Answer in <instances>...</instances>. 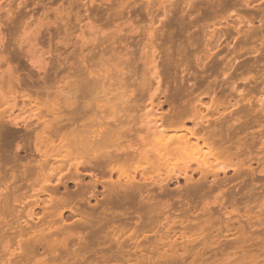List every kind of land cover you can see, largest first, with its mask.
<instances>
[{
	"label": "rangeland",
	"instance_id": "rangeland-1",
	"mask_svg": "<svg viewBox=\"0 0 264 264\" xmlns=\"http://www.w3.org/2000/svg\"><path fill=\"white\" fill-rule=\"evenodd\" d=\"M166 7L167 9H165ZM151 32H153V34H150ZM84 40L90 41H87L90 44L83 46ZM79 42L82 46L79 45ZM5 47L8 48L6 49ZM110 48L113 49L111 50ZM93 49L96 53H94L95 51ZM90 50L91 54L89 53ZM100 50H103V54L104 52L107 54L106 57H104L105 54H99L101 53ZM155 51L156 54L154 53ZM92 54H96L95 56L93 55V57L97 59L92 58ZM109 54L110 57L113 58H110V60H117V58L119 60L121 58L119 62L117 60L118 66L116 62L113 67L111 64L109 65V63L106 66L109 70L112 69V72H110L113 75L119 74L120 70H125L122 72H127V70L129 71L130 69L132 72L135 69L136 71L142 70L140 71L141 73L135 71L140 75L146 72H148L146 73L147 75H150L154 73V71L157 73L160 69L159 74L162 72L161 75L164 76L163 74L168 70L165 73L164 82L166 79V81L170 82L168 87L173 86L168 89L170 91H174L175 89L188 90L189 93L186 92L190 100L187 97L189 101L182 97V102H184V99L186 100L185 102H188L186 104H189V102L195 104L201 101L202 105H198L199 108H192L195 112L198 110L201 116L208 115L211 118L213 114L217 112L222 113L225 110L230 111V109H232L230 105L233 103L236 104L238 100H243V106L247 105L244 99H241V97L239 98V91H246L249 93L248 90H250V92L253 90L254 92L252 93L255 98L253 97L254 99L252 98L251 100V103H253L252 107L256 110L260 109L261 105L264 104V0H0V78L2 77L0 86L5 85V90L9 86L6 80L9 81V74L13 71L10 68L11 65L15 67L13 72L20 76V78L27 79L28 76H31L33 77V81L35 78L36 82H33V90H36L42 86L43 83L40 84L39 82H43L42 78L45 77L47 73L48 76L50 74L55 76L58 73V75L60 74L61 77H63L68 74L69 69L66 68L69 67L70 63V68L77 70L75 69L77 67L76 65L77 63L81 65L83 57L89 60L96 59V62L97 60L100 62L102 56L103 59L105 58L106 60L107 58L108 60ZM154 56H156L155 59ZM75 59L76 61L74 62ZM103 59L99 63L100 67L101 63L106 64L107 62ZM58 61L60 62L58 63ZM132 62L133 64L131 66ZM160 62H162V65ZM86 63L89 62L87 61ZM58 64H61V66H56ZM165 64L167 69L166 66H164ZM151 65L154 66L152 67ZM121 66L125 67L122 68ZM100 67L98 69L105 72L106 69L103 70V68L106 67ZM127 67L128 69L126 70ZM133 67L134 69H132ZM162 67H165L166 70ZM82 69H84V67ZM116 69H118V72ZM161 69L164 70L162 71ZM58 75L55 77L50 75L51 80H55L56 83H61V77ZM172 78L175 81H171ZM53 81V86L51 88L55 86L56 88L51 90L55 91L57 89L58 91L61 85L57 83L58 86L55 81ZM176 82L178 84H175ZM165 84L166 83H164L161 88L162 93L167 86ZM14 85L17 86V83ZM38 85L40 86L38 87ZM174 86L177 87L175 88ZM137 88L130 86L129 90ZM155 89L156 83L154 85L152 84L150 90L153 92ZM207 89L210 93H208L209 91ZM255 89L257 91H255ZM112 90H114V88ZM211 90L214 91L215 94L212 95L214 92ZM7 93L8 91L6 94ZM183 93L182 96L184 95ZM206 93L209 95H206ZM145 94L142 97L143 99H141L143 103L140 101V105H142V107L144 105V107L142 108L140 106L139 112L137 111L139 115L151 109L149 105V94ZM202 94L205 96L203 97ZM220 94L222 97L223 94L224 96L226 95L224 98L220 96L222 98L221 101H224L225 98H229L228 101L224 102L225 104L227 102L226 107H229L228 109L217 108L212 106V104L210 105V103L214 100L216 101L218 97L215 96L216 98L213 97L210 99V95L214 96ZM165 98L164 96H160V99H157L164 101ZM144 99L147 100V103ZM157 99L154 98L153 102L154 100V103L159 102ZM0 101L3 102L2 99H0ZM23 106L24 102L18 99L16 109L13 112L14 115L24 113L20 112V108ZM168 108V105L165 104L163 106V111L166 112ZM34 110L33 108L30 112L33 113ZM154 110L156 109L154 108ZM27 111L28 113L25 114L26 117L28 116L27 114L31 115L29 110ZM36 112L37 111L33 114ZM193 112L194 111H192V113ZM49 118L51 117L49 116ZM186 125H188V127L193 126L191 122H187ZM256 126H252L254 131L259 129V127L257 126L256 128ZM253 129L251 128V130ZM172 133L173 132L169 135ZM174 134H176V136L180 135V133H173L172 135ZM21 152L22 151H16L20 158L25 155V153ZM256 152L259 153L258 151ZM194 153L202 152L195 151ZM31 156L34 159L38 155H35L33 151L31 152ZM179 157L177 156L176 160H174V158L172 162H170L171 166L169 164L170 168L168 167V169L166 168L167 166L163 165V168L156 169L157 171L155 170V172L151 171L147 173L148 175H145V177L141 176L139 173L136 174L135 178L138 180H136V182L142 184V182L145 183V180H147V183L150 185V182L154 181L156 183L164 179L166 177L165 175H173L180 172L182 170L180 167L184 160L183 157L182 159ZM178 158L180 160H178ZM173 161H176V164H180H177L176 167L175 164V166L173 165ZM18 162L13 169H15V171L19 170V173L16 171L15 174L20 176V161ZM32 162L34 163L35 160ZM17 164H19L18 167L16 166ZM178 166L180 167L178 168ZM261 168L262 167H257V172L258 169L260 171ZM33 169L34 172L31 175H36L38 171L35 172V170H38V168ZM133 170L134 169H128L121 173L115 172L112 176L113 181H117V179L120 178L123 186L129 185V180L132 183L131 178L134 175ZM82 171L84 175L86 171ZM247 171V169L243 171L246 177L242 174H240L241 176L235 177L236 175L233 170L228 169L226 175L221 174L220 176L223 179H227L226 182L222 183L223 186L221 184L220 186H217L218 184L212 186V183L209 182L211 179H209V183L205 182V184L207 183L208 185H206L207 189L211 187L208 190L203 182L202 184L206 192L211 189L207 195L205 191V195L203 191H200V193L202 192L204 195H202L203 199L199 197L201 194H198V197L195 196V200L193 199L192 201L190 199L191 201H188L186 200V196L183 195L184 192L182 191L184 190L183 187L186 186L185 184L191 187L194 181H196L195 184L198 181L201 182V180H199L201 178L200 173L189 172V175L192 176L194 180H192V183H185V179L181 178L178 180L179 184L177 181L171 183L168 188L169 190L167 188V190H160L161 188L153 183L154 186H149V188H147L148 186L146 183L144 185L147 187H143V193H140V195L136 190H130L127 195L120 192L119 194H122H118V197L116 195L113 196V198L117 197V203L115 200H113V202L110 201L112 204L110 203L109 206V200L106 196L109 194L108 187L111 188V182L108 181V176H103L105 177L103 180V177H101V175L99 177L98 175L101 183L95 182L97 190L93 188L94 181L93 177L90 175H81L82 177L78 178L79 181L81 179L80 182H77L76 179L74 182H68L64 187L62 185L59 186L55 178L52 180L54 182L51 183L54 186H58V192L51 190L50 193V191L47 190L46 193L42 194L39 189V185L43 183L42 179H37V176L34 177L30 175L28 178L24 177L22 180L18 178V180L12 182L9 177L12 176L10 175L12 169H8L9 174H7V177L10 178L11 182L0 181V208L4 207L0 209V224H4L1 225L2 228H0V264H264V253L260 255L261 251L264 249V172L263 175H260L261 173L255 175V177L262 176L263 181L258 180L257 177L256 180L253 181L255 179L254 176ZM247 173L250 176H247ZM58 176L59 175H57V177ZM233 176L234 178H232ZM242 176L244 179L241 178ZM251 176L254 179L251 178ZM262 177L260 178L261 180ZM34 178L38 180L39 185H37V181L33 180ZM39 178L41 177L39 176ZM142 178H144V180H142ZM31 179L35 182L36 186ZM221 179L219 180L221 181ZM104 181H106V183ZM245 182L248 183V185ZM259 182L262 183L256 185L257 183L259 184ZM3 183H5V185ZM21 183H24L23 186H25V189L21 186ZM55 183L57 185H55ZM27 184L30 185L27 187ZM52 184L50 185L53 189ZM245 184L247 186H245ZM42 185L46 184L43 183ZM215 187L216 189H214ZM244 187L250 189L245 190ZM82 188L86 193H84L85 195L83 194L84 196L81 194V192L84 191ZM232 188L234 189L232 190ZM240 188H243L245 192ZM66 189L68 192L70 191V194H67ZM162 189H165V187ZM239 189L243 193H240V197L238 195ZM79 190L80 194L77 193ZM144 190L147 191L144 192ZM234 190L237 191V194H233ZM11 191L15 192V194ZM91 191H93V193ZM165 191L166 193L164 194ZM5 192L6 194H4ZM89 192L90 194L88 195ZM36 193L39 194L37 195ZM58 194H60V196ZM73 194L78 195L74 197ZM105 194L107 195L104 196ZM229 194L234 197H231ZM71 195L74 198H72ZM79 195H81L82 198ZM6 196H10L7 198H11V202L7 200ZM36 196L38 197L35 199ZM48 196H50V198ZM89 196L94 198L90 199ZM227 196L230 198L227 199ZM44 197V200H40ZM52 197H54V200ZM120 197H123V199ZM104 198L107 199L104 200ZM254 198H256V200ZM62 199H64L63 201L66 200L68 203L70 200L71 201L69 204H66L67 202L65 201L64 205L59 202V200L61 201ZM86 200L88 201L86 202ZM99 200L100 202H98ZM106 200H108V202L105 204L104 201ZM218 202H220V204ZM221 202L224 204L225 208ZM40 203L41 206L39 207ZM74 203H76L77 207H74L76 206ZM98 203L100 204L97 205ZM258 203H260L259 205H261V207L257 205ZM56 205L60 207L58 208ZM25 206L28 207V209ZM5 207L8 213H6L7 210ZM30 208L32 210L34 208V214ZM260 209L262 210L259 211ZM1 210L4 211L5 214L1 212ZM105 212L109 213L107 214ZM257 213H260L259 216L262 214L261 217H259ZM101 221L106 223H102ZM99 223L104 226H101ZM10 232L13 233L10 234ZM17 232H20V236ZM42 233H44L43 236ZM8 234L12 239L8 237ZM68 234L72 237L71 239ZM94 234L96 236H94ZM15 235L17 237L16 239L12 237ZM88 235L90 236L88 237ZM97 235L100 236L96 238ZM44 236H49L47 239L51 236L50 239H52V241H50V239L47 240ZM76 236H78L82 242L78 240ZM82 236L83 238L81 239ZM91 236L93 238H91ZM33 237H41L40 240L42 241L39 239L36 240V238L34 239ZM59 237L61 240L63 237L64 240L68 238L69 240H73V242L68 240L65 242L62 240L65 243H61L60 245L58 244L61 242ZM54 240H59L56 242L59 247H57L58 245L56 243H52ZM76 240L78 242H75ZM31 241H34L36 245ZM258 242H260V245ZM52 244L54 246L56 245L55 248L52 247ZM82 245L85 247L81 248L83 247ZM257 251H259L261 257L258 256ZM10 252L14 253L15 257L14 254ZM29 252L31 253V258L28 254ZM1 257L4 259L2 260ZM260 259L263 261L260 262Z\"/></svg>",
	"mask_w": 264,
	"mask_h": 264
},
{
	"label": "bare ground",
	"instance_id": "bare-ground-1",
	"mask_svg": "<svg viewBox=\"0 0 264 264\" xmlns=\"http://www.w3.org/2000/svg\"><path fill=\"white\" fill-rule=\"evenodd\" d=\"M165 9H167V7ZM169 13H170V11H169ZM150 34H153V32H151ZM87 41L88 40H84L82 45L86 46V45L90 44V43H88L90 41H88V42ZM153 42H154V40H153ZM76 44H77V42H76ZM79 45L82 46L81 43ZM106 47H108V46H106ZM80 49H81V47H80ZM82 50H83V48H82ZM102 51L100 50V52H101V53H99L100 55L105 54V52L103 54ZM17 52H18V50H17ZM89 53L91 54V50ZM94 53H96V51ZM154 53L156 54V51ZM73 54H75V53H73ZM93 55L95 56L96 54H92V56H91L92 58H96V57H93ZM106 55L107 54H105L104 57H106ZM129 55H132V54H129ZM155 57L156 56H154V59H155ZM1 58H3V57H1ZM100 58H101V56H100ZM100 58H98V59H100ZM110 58H111L110 54H109L108 60H107V58H106V60H105V58L103 59V56H102L101 61L103 59L107 62H106V64L101 63V67H106L108 65V63H109V65L111 64L113 67L115 62L117 63V66H118V62L121 60V58L119 60L117 58L118 62H117V60H110ZM96 59L95 60H93V59L89 60V59H86L83 57L81 65H78V63L76 65L77 67L74 65L76 67L75 69H77V70H73V68H70V64H71L70 63L69 67L66 68V69H69L68 74L66 76L61 77V75L60 74L58 75V73H57L55 76L58 75L61 77V83L57 82V83H60V85H61V87H59L58 91H57V89L55 91L51 90L53 88H56V86L51 88L53 86L52 85L53 80H51L50 75L54 76L53 74L49 73L50 75L48 76L47 75L48 73L46 72L47 74H45V77L42 78L43 82H39L40 84L43 83L42 86L38 85V87L39 86L40 87L37 89L35 88L36 90H33V87H34L33 82H36L35 78H34V81H33V77H31V76H28L27 79L20 78V76L16 75L15 72H13L15 67L13 65H11L10 68L13 71H11L10 74H12V75L9 74V81L6 80V83L9 84L8 88L5 90L4 89L5 85L1 84L2 86H0V99L3 100V102L0 101V103L2 102V105L0 106V181L1 182L5 181V182L10 183L11 180L13 182V181L18 180V178L21 180H22V178L24 179V177L28 178L34 172L33 168H36V169L38 168V170H35V172L38 171V172H36L37 174L31 175V176H34V177L37 176L38 177L37 179H42V182L46 184V185H42L43 183L40 184L41 185V188H40L38 180H35L36 178L33 179V180L37 181V185H39V189L43 194V193H46L47 190H49L50 193H51V190L54 192H58V189H59L58 186H54L51 183V182H54L52 180L55 178H56L57 184L59 186L62 185L64 187V186H66V184L68 182H71V181L74 182V181H76V179H77V182H80L81 179L79 181V179H78L79 177H82L84 175H86V176L90 175L93 177V181H94V184L92 183L94 185L93 188L96 189L97 186H96L95 182L101 183L100 179H99L100 175H101V177H103V176L107 177L108 176V181L111 182L110 183L111 188L108 187L109 190L105 188L106 190H108L109 194L108 195L105 194L104 196L107 195L106 197L109 200L108 205L110 206V203L113 202V200L116 201V198L118 197V194L120 192H123L124 195H127L130 190H134V191L136 190V192L138 191L139 192L138 194L140 195V193H143V187L145 188L148 186L147 188H149V186L152 187L155 184H156V186H159L161 188V189L159 188L160 190H167L170 187L171 183H173L174 181H177V183H178V180L181 178L185 179V183H189V182L192 183L194 180H193V177L189 175V172L200 173L201 178L199 180H201V182L198 181L197 182L198 184L196 183L197 184L196 185L195 184L196 181H194L193 182L194 184H192L191 187L189 186L190 188L187 186V184H185L187 187L184 186L185 188L183 187L184 190L182 192L185 193V194L183 193V195L186 196V200H188V201L190 199L193 201L195 196L198 197V194H201V196H199V197L203 199L202 195L206 192V189H207V187H206L207 183L205 184V182H208L209 179H211L209 182L212 183V186L217 185V184H218L217 186H220V184L223 186L222 183L226 182L227 179H223L220 176H221V174L226 175V172L228 169L233 170L234 174L236 175V176L234 175L235 177L241 176L240 174L245 175V174H243V171H246V169H247L250 172V174L252 176H254L255 179L251 176V178L254 179V180L252 179L253 181L256 180V177L258 180L263 181L262 176H261L262 177V180H261L260 176L255 177V175L256 174L258 175L259 173H261L260 175H263V172H264V104H262L263 106L261 105L260 109H257V110L253 109V107H252L253 103H251L252 102L251 100L254 97V95L252 93V92H254L253 90H251L252 92H250V90H248L249 93L246 91L245 92L244 91L238 92L240 95L239 98L241 97V99H244V101L247 102V105H244V106L242 105L243 100L242 101L238 100L236 102V104L233 103L234 105L233 104L230 105V103H229L230 101H229L228 103L233 110L232 109H230V111L225 110L222 113L217 112L216 114H213V116L210 118L208 115L207 116L199 115L198 110H197V112H195L194 109L192 110V108L196 109L198 107V105H202L201 101L197 100L198 102L197 101H196L197 103L194 102L195 104H193L191 102H189V104H186V103H188V102H185L186 101L185 99L188 98L187 97V95L189 93L188 90L175 89L177 86L176 87L174 86L175 87L174 91L172 89H171L172 91H170L168 89V88H172L173 86L168 87L170 82L166 81V79L164 82L165 73H166V71H168V70H166L167 69V66H166L167 63L164 65V66H166V69H165V67H162L166 70L165 73L163 74L164 76L161 75L162 72H161V74H159L160 69L157 71V73H156V71H154V73L147 75L146 73H148V72H146V73L143 72L145 74L140 75L139 73H136V72H140L142 70L136 71V69H135L132 72L131 69L129 71L127 70L128 67L126 68L127 72H122L125 70H120L119 74L113 75L111 73L112 69L109 70L108 67L103 68V70L106 69L105 72H102L100 69H98L100 67L99 63L101 61L99 62L97 60V62H96ZM111 59H113V58H111ZM68 60H69V58H68ZM66 61H67V59H66ZM75 61H76V59L74 60V62ZM87 61L89 63H86ZM59 62L60 61H58V63ZM135 62H136V60H135ZM160 63L162 65V62H160ZM163 63H164V61H163ZM65 64H66V62H65ZM65 64H63V65H65ZM132 64H133V62L131 63V66H132ZM59 65L61 66V64H58L56 66L60 67ZM65 66H67V65H65ZM82 66L84 67V69H82L83 68ZM124 67H122V68H124ZM7 68H9V67H7ZM129 68H130V66H129ZM156 68H158V67H156ZM118 69H121V68H118ZM118 69H116L117 72H118ZM132 69H134V67ZM72 70H73V72H72ZM58 71H59V69H58ZM113 71H114V69H113ZM71 73H73V74H71ZM114 74H116V73H114ZM30 75H31V73H30ZM166 75H168V74H166ZM1 78H0V80H1ZM56 78H58V77H56ZM3 79H5V78H3ZM175 79H177V78H175ZM171 81H175V80H173V78H172ZM154 82L156 83V89L152 92L150 89H151L152 84L153 85L155 84ZM15 83H17V86L14 85ZM55 83H56V81H55ZM55 83H54V85H55ZM164 83H166L165 85H167V86L164 88L163 93H162L161 88L163 87ZM181 83H179V84H181ZM175 84H178V83L176 82ZM171 85H173V84H171ZM130 86H132L133 88H137V86H138V88L129 90ZM113 88H114V90H112ZM115 88H116V90H115ZM178 88H179V86H178ZM192 90H193V88H192ZM7 91H8V93L6 94ZM113 91H115V92H113ZM183 91H184V93H183ZM203 91H205V90H203ZM236 91H237V89H236ZM255 91H257V90L255 89ZM181 92L185 96L184 95L182 96ZM194 92H196V91H194ZM194 92H192V93H194ZM205 92H203V93H205ZM212 92H214V91H212ZM145 93L149 94V99H150L149 105L151 106V109H149V111H147V112L145 111L143 114L139 115V114H137V111L139 110L140 106L142 107V105H140V101H142L141 99H143L142 97ZM208 93H210V91ZM208 93H206V95ZM213 94H215V92L212 93V95ZM145 95H147V94H145ZM202 95H200V96H202ZM160 96H164V98L166 97L164 99V101L162 100L163 98L161 99L163 102L158 100V99H160ZM204 96L205 95H203V97ZM215 96H218L219 99L217 97L216 101L211 100L212 103H210V105L212 104V106L217 107V108H225V109L229 108V107H226L227 102H226V104L224 103L225 101H228L229 98L228 99L225 98L224 101L223 100L221 101V99L226 97V95L224 96V94H223V97L221 94L220 95H214V96L210 95V99H212ZM182 97L185 98L184 102H182V100H183ZM154 98H156V99L158 98L157 101H159V102L156 101L157 103H154L155 102V100L153 102ZM18 99H20V100H22V102H24V106L20 108V112L21 113L24 112V113L14 115L13 112L16 109ZM144 100H146V99H144ZM142 103H143V101H142ZM146 103H147V100H146ZM165 104L168 105V107H169L166 112L163 111V106ZM143 107H144V105H143ZM33 108L35 109L34 112L37 111L35 114H33L34 112L33 113L30 112V110L32 111ZM154 108L156 110H154ZM207 108H211V107H207ZM27 110H29V113H31V115L27 114L28 116L26 117L25 114L28 113ZM191 110L194 111L193 112L194 114L192 113ZM49 116L51 118H49ZM187 122H191L193 126L188 127V125H186ZM256 125L259 127V129H256L254 131L252 126H256ZM257 126H256V128H257ZM251 128L253 130H251ZM171 132L177 133V134L180 133V135H177V136H176V134L172 135L173 133L171 135H169ZM16 151L17 152L22 151L21 153H25V155H23L22 158H20L18 156V153H16ZM33 151L35 152V155H38L37 156L38 158L37 157L34 159L32 158V156L34 154L31 156V152H33ZM195 151H200L202 153H194ZM256 151H258L259 153H257ZM177 156L178 157L181 156V157H179L180 159H182V157H183V160H184V162L182 163V166L181 165H180L181 167L178 166V168L179 167L182 168V170L180 172L175 173L173 175L172 174L165 175L166 177L164 179H161L160 181H158L156 183L154 181L150 182V185L147 183V180H145V183L142 182V184H140V182L139 183L136 182V180H137L135 178L136 174L139 173V174H141V176L145 177V175H148L147 173H149L151 171L155 172L156 169H161L164 166H167L166 168L168 169L170 162H172V160L174 158H175L174 160H176ZM179 158H178V160H180ZM222 159H223V161H222ZM31 160L32 161L35 160V162L33 163ZM18 161H20V166H19V164H17L16 166L20 167V174H21L20 176L15 174V172L17 170L15 171V169H13L15 164ZM174 164L177 167V164H180V163L176 164V161H173V165ZM254 164L258 168L262 167L261 170L259 171V169H258V172H257V167ZM170 166H171V164H170ZM8 169L9 170L12 169V173L10 174L12 176H9L11 178V180L9 177H7V174H9ZM128 169H134L133 170L134 175L131 178L132 183L129 180V183H128L129 185L124 184L125 186H123V183H121L120 178H118L117 181H113L112 176L115 172L121 173L124 170H128ZM82 170H84V172L86 171L84 173V175H83ZM17 172L19 173V170ZM38 175L41 178H39ZM57 175H59V176L57 177ZM98 175H99V177H98ZM234 176L232 178H234ZM247 176H250V175L247 173ZM105 177H103V180ZM130 177H131V175H130ZM245 177H246V175H245ZM258 177H260V178H258ZM149 178H151V177H149ZM241 178L244 179L243 176ZM219 179H221V181ZM8 180H10V181H8ZM33 180L31 179V181H33ZM142 180H144V178H142ZM28 181H29V179H28ZM31 181H30V184H31ZM106 181H104V182L106 183ZM104 182H102V183H104ZM89 183H90V181H89ZM202 183L205 185L206 189ZM261 183L259 182V184L258 183L257 184L255 183V184L260 185ZM3 184L5 185V183H3ZM11 184H13V183H11ZM14 184H16V183H14ZM21 184H22L21 186H23L24 183H21ZM30 184H27V187ZM34 184H35V182H34ZM50 184L53 185V189H52ZM57 184L55 183V185H57ZM144 184H146L147 186H145ZM246 184L248 185V183H246ZM246 184H245V186H247ZM81 185H83V184H81ZM235 185H236V183H235ZM7 186H8V184H7ZM31 186H33V185H31ZM35 186H36V184H35ZM164 187H165V189H162ZM263 187H264V185H263ZM23 188L25 189V186H23ZM209 188H211V187H209ZM9 189H10V187H9ZM214 189H216V187ZM233 189L234 188H232V190ZM244 189L247 190L248 188L244 187ZM21 190H22V187H21ZM66 190H65V192H66ZM241 190L243 191V188ZM241 190L238 192L239 197L241 196L240 193L243 194L241 192ZM245 190L243 192H245ZM37 191H35V192H37ZM145 191H147V190H144V192ZM200 191H203V194H202V192L200 193ZM209 191L206 192L205 194L206 195L209 194ZM11 192H13V191H11ZM91 192L93 193V191H91ZM182 192H181V194H182ZM236 192L237 191L234 190L233 194H235ZM9 193H10V191H9ZM68 193L70 194V191L68 192V190H67V194ZM77 193L80 194V190H79V192L77 191ZM84 193H85V190L81 192L82 196H84L86 194V193L85 194ZM165 193H166V191L164 192V194ZM223 193H222V195H223ZM4 194H6V192ZM13 194H15V192H13ZM36 194L38 195L39 193H36ZM78 194H75V195L73 194V196L77 197L76 195H78ZM89 194H90V192L88 193V195ZM121 194H119V195H121ZM230 194H231V192H230ZM252 194H253V192H252ZM0 195H1V192H0ZM58 195L60 196V194H58ZM61 195H62V193H61ZM93 195H95V194H93ZM115 195L117 197L113 198V196H115ZM248 195H250V194H248ZM255 195H253V196H255ZM50 196H48V197L50 198ZM66 196H68V195H66ZM79 196L81 197V195H79ZM141 196H142V194H141ZM243 196H245V195H243ZM7 197L8 196H6V198ZM37 197L38 196H36L35 199ZM71 197H72V195H71ZM74 197H72V198H74ZM89 197H88V199H89ZM227 197H226L227 199L230 198L229 196H227ZM231 197H234V196H231ZM257 197H258V195H257ZM0 198H1V196H0ZM8 198H7V200L9 201L11 198L10 199H8ZM53 198L54 197H52V199ZM92 198H94V197H90V199H92ZM97 198L100 199L99 197H97ZM107 198H104V200ZM223 198L225 199L224 196H223ZM44 199H45V197L40 199V200H44ZM121 199H123V197ZM251 199H252V196H251ZM254 199L256 200V198H254ZM11 200H10V202H11ZM63 200L64 199H62L61 201L59 200L60 204L65 203L66 200L65 201H63ZM77 200H79V199H77ZM108 200L104 201L105 204L108 202ZM14 201H15V199H14ZM55 201H57V200H55ZM70 201H69V203H70ZM87 201L88 200H86V202ZM117 201H116V203H117ZM28 202H30V201H28ZM52 202H54V201H52ZM98 202H100V200ZM69 203L67 202L66 204H69ZM77 203H79V202H77ZM218 203L220 204V202H218ZM231 203H232V200H231ZM54 204H56V203H54ZM74 204L76 205V203H74ZM99 204L100 203H98L97 205H99ZM259 204L260 203H258L257 205H259ZM40 206H41V203H40L39 207ZM259 206L261 207V205H259ZM6 207H5V209L7 210ZM57 207L59 208L60 206H57ZM74 207H77V205ZM223 207H224V204H223ZM2 208H4V207H2ZM2 208H0V209H2ZM8 208H9V206H8ZM26 208L28 209V207H26ZM34 208H33V210H34ZM75 209H77V208H75ZM6 210H4V211H6ZM33 210L31 209L32 213H33ZM261 210L262 209H260L259 211H261ZM4 211L1 210V212H4ZM82 212L84 213L83 210H82ZM6 213H8V210ZM105 213H107V212H105ZM245 213H246V211H245ZM4 214H5V212H4ZM76 214H77V212H76ZM259 214L257 213L258 216H259ZM261 215L259 217H261ZM83 218H81V219H83ZM86 220H85V222H86ZM2 222H4V221H2ZM5 222H6V220H5ZM261 222H259V223H261ZM102 223H106V222H102ZM178 223H179V221H178ZM99 224H101V223H99ZM1 225H4V224L1 223L0 226ZM102 225L103 224H101V226ZM180 225H181V223H180ZM20 226H22V225H20ZM0 228H2V226ZM15 228H17V227H15ZM99 229L101 230L100 226H99ZM26 231H27V229H26ZM26 231H25V234H26ZM22 232H23V229H22ZM246 232H247V230H246ZM12 233L10 232V234H12ZM17 233L20 236V232H17ZM43 235H44V233H42V236ZM58 235H60V234H58ZM6 236H7V234H6ZM68 236L70 239L72 238V237H70L69 234H68ZM78 236H76V237H78ZM83 236L81 237V239L83 238ZM89 236L90 235H88V237ZM94 236H96V235L94 234ZM99 236L97 235L96 238H98ZM8 237H10L9 234H8ZM12 237L13 238L15 237V239L17 238L16 235L12 236ZM44 237L47 239V237H49V236H44ZM65 237H67V236H65ZM33 238L35 239L36 237H33ZM50 238H51V236H50ZM91 238H93V237L91 236ZM19 239H20V237H19ZM37 239L40 240L41 237H39V238L37 237L36 240ZM49 239H47V240H49ZM56 239H58V238H56ZM21 240H23V239H21ZM36 240H34V241H36ZM62 240H64L63 237H62ZM62 240L60 238L61 242H59L58 244H60V245H61V243L64 244L66 242V240L73 242V240H69L68 238L66 240H64L65 242H63ZM78 240H80L79 237H78ZM25 241H26V239H25ZM25 241H23V242H25ZM34 241L33 242L31 241V242L36 245V243ZM40 241H42V240H40ZM50 241H52V239H50ZM54 241L52 242L53 244L58 242L59 240L55 241V242ZM86 241H87V239H86ZM31 242H29V243H31ZM75 242H78V241L76 240ZM89 242H90V240H89ZM94 242H92V243H94ZM44 243H46V242H44ZM259 243L260 242H258V244ZM53 244H52V247L55 248L56 245L54 246ZM82 246L83 247H81V248L85 247L84 245H82ZM57 247H59V245ZM28 248H30V247H28ZM64 249H65V247H64ZM67 250H68V248H67ZM259 251H260V248H259ZM259 251H257L258 256L261 257L260 255H263L262 253H264V249H263V251H261L260 255H259ZM20 252H21V250H20ZM64 252H66V251H64ZM11 254H14V253H11ZM28 254L31 258V255H30L31 253L29 252ZM39 254H43V253H39ZM50 254H51V252H50ZM6 257H7V255H6ZM10 257H12V256H10ZM14 257H15V254H14ZM259 257H257V258H259ZM4 258H5V255H4ZM4 258H2V260ZM84 258H80V259H84ZM57 260H58V258H57ZM261 261H263V260L260 259V262ZM54 263H55V260H54ZM17 264H19V263H17Z\"/></svg>",
	"mask_w": 264,
	"mask_h": 264
}]
</instances>
